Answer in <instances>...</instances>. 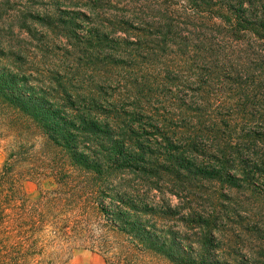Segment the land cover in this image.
<instances>
[{
    "label": "rangeland",
    "instance_id": "374dc122",
    "mask_svg": "<svg viewBox=\"0 0 264 264\" xmlns=\"http://www.w3.org/2000/svg\"><path fill=\"white\" fill-rule=\"evenodd\" d=\"M238 1L0 0V68L53 98L73 95L108 125L107 151L89 157L109 160V188L142 190L155 211L140 213V227L179 262L204 254L212 264H264V30L230 23L231 8L263 1ZM258 4L246 14L264 23ZM123 143L142 156L133 168L113 150ZM115 160L124 164L112 173ZM21 185L32 201L56 188L52 178ZM89 225V236L124 251L109 211L90 213ZM81 244L95 248L67 264H107L109 252Z\"/></svg>",
    "mask_w": 264,
    "mask_h": 264
},
{
    "label": "trees",
    "instance_id": "16d2710c",
    "mask_svg": "<svg viewBox=\"0 0 264 264\" xmlns=\"http://www.w3.org/2000/svg\"><path fill=\"white\" fill-rule=\"evenodd\" d=\"M262 1L231 8L230 23L250 21L252 31L264 30V23L251 21L246 14L252 15L256 3L264 13ZM76 102L66 93L63 98H53L47 88L31 86L27 77L0 68V139L7 141L6 161L0 170V264H67L75 250L95 248L81 244L86 240L109 252L107 264H145L148 258L156 264H212L204 254H199V262L191 257L179 262L169 247L160 246L153 233L140 227V213L155 209L133 185L111 184L109 188L105 184L109 160L98 153L94 162L89 155L94 147L107 151L108 125L92 120L89 111L80 112ZM125 145L115 144L113 150L123 157L127 154L125 168H133L142 156L135 151L131 154L130 148L125 153ZM42 148L55 154L54 159L37 151ZM123 164L124 160H115L112 173ZM43 178H52L56 188L43 190L37 200H30L21 183ZM109 189L113 194L108 207L104 199L109 197ZM108 211L115 239L122 243L120 253L115 246L108 247L102 236H89L90 213L101 216ZM121 218L127 219L126 226L117 224Z\"/></svg>",
    "mask_w": 264,
    "mask_h": 264
}]
</instances>
